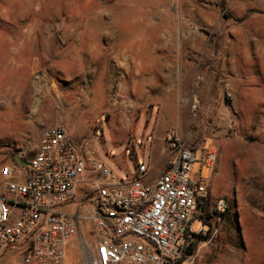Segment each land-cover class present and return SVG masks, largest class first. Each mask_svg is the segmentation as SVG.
Listing matches in <instances>:
<instances>
[{
  "label": "rangeland",
  "instance_id": "obj_1",
  "mask_svg": "<svg viewBox=\"0 0 264 264\" xmlns=\"http://www.w3.org/2000/svg\"><path fill=\"white\" fill-rule=\"evenodd\" d=\"M41 121L119 178L144 161L154 181L169 135L197 149L191 175L230 210L193 264H264V0H0V150L34 145ZM79 195L67 264L97 244L94 193Z\"/></svg>",
  "mask_w": 264,
  "mask_h": 264
},
{
  "label": "built area",
  "instance_id": "obj_2",
  "mask_svg": "<svg viewBox=\"0 0 264 264\" xmlns=\"http://www.w3.org/2000/svg\"><path fill=\"white\" fill-rule=\"evenodd\" d=\"M40 125L39 150L30 160L28 177L13 181L12 169L2 170L9 181L0 198V259L21 249V259L13 264H67V247L79 232L81 217L65 208L76 204L78 183L91 176L95 197L89 218L97 244L88 264L194 263L196 253L188 254L187 248L196 234L206 232L196 213L209 199L207 179L191 175L197 149L169 135L176 156L155 182L144 162L119 178L76 147L64 125ZM214 161V153L201 159L205 165ZM226 208L220 201L219 212Z\"/></svg>",
  "mask_w": 264,
  "mask_h": 264
},
{
  "label": "crops",
  "instance_id": "obj_3",
  "mask_svg": "<svg viewBox=\"0 0 264 264\" xmlns=\"http://www.w3.org/2000/svg\"><path fill=\"white\" fill-rule=\"evenodd\" d=\"M42 134V133H41ZM41 138V135H40ZM40 138L39 140L37 139V141L34 143V145L29 146L28 148L25 147V144H20L19 147L17 148V151L13 152V153H9L8 151H2L0 150V198L6 194V185L7 182L9 181V178H11V180L13 181H17V182H23L29 175V163L30 160L33 159L38 150H39V145H40ZM17 156L19 157V159L22 161L23 165L19 166L16 163V158ZM144 162V161H143ZM148 169H149V173H150V181L151 182H155L156 179L165 171H164L153 181L151 179V171H150V165L149 163H147ZM5 167H10L12 169V175L7 178L3 175L2 170ZM158 167H155L154 170L156 171ZM90 178H92L91 176L80 181L78 183V185L80 186V189L77 190V202L76 204H71L68 205L65 209L67 212H69V210H72L76 208H78V204L82 205L83 200L80 199L79 201V194L88 196L89 192H93L94 193V197H95V189H94V185L91 182ZM84 185V186H83ZM82 187V188H81ZM87 194H84L86 193ZM78 203V204H77ZM69 245V244H68ZM68 250V247H67ZM22 252L21 249H12L10 251H8L1 259H0V264H6L13 256H15V252Z\"/></svg>",
  "mask_w": 264,
  "mask_h": 264
},
{
  "label": "trees",
  "instance_id": "obj_4",
  "mask_svg": "<svg viewBox=\"0 0 264 264\" xmlns=\"http://www.w3.org/2000/svg\"><path fill=\"white\" fill-rule=\"evenodd\" d=\"M229 210H230V207L227 205V208L224 212H217L216 209L210 208L209 199H206L204 201V203L199 206L198 211L196 213V216H199L200 218H202L205 226H208L210 228V222H211V220H213L215 218V216L218 215L219 218L221 216H225L229 212ZM208 233H209V231H207L206 234H208ZM195 236L198 238L197 240H201V239H199V237L200 238L203 237L201 234H196ZM203 238H205V237H203ZM197 240L193 241L189 245V247L187 248L188 254H194L195 253Z\"/></svg>",
  "mask_w": 264,
  "mask_h": 264
},
{
  "label": "bare ground",
  "instance_id": "obj_5",
  "mask_svg": "<svg viewBox=\"0 0 264 264\" xmlns=\"http://www.w3.org/2000/svg\"><path fill=\"white\" fill-rule=\"evenodd\" d=\"M40 99V98H39ZM38 109H39V107H38ZM37 111V104L35 105V107H34V113Z\"/></svg>",
  "mask_w": 264,
  "mask_h": 264
}]
</instances>
